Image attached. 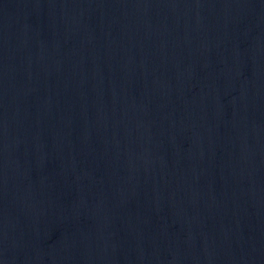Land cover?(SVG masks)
Returning a JSON list of instances; mask_svg holds the SVG:
<instances>
[{
    "label": "water",
    "instance_id": "95a60500",
    "mask_svg": "<svg viewBox=\"0 0 264 264\" xmlns=\"http://www.w3.org/2000/svg\"><path fill=\"white\" fill-rule=\"evenodd\" d=\"M0 264H264V0H0Z\"/></svg>",
    "mask_w": 264,
    "mask_h": 264
}]
</instances>
